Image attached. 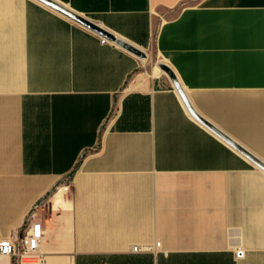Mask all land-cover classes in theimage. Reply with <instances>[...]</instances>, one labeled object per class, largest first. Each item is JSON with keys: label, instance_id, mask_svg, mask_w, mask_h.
Returning <instances> with one entry per match:
<instances>
[{"label": "crops", "instance_id": "1", "mask_svg": "<svg viewBox=\"0 0 264 264\" xmlns=\"http://www.w3.org/2000/svg\"><path fill=\"white\" fill-rule=\"evenodd\" d=\"M54 1L144 55L0 0V264H264V0Z\"/></svg>", "mask_w": 264, "mask_h": 264}, {"label": "built area", "instance_id": "2", "mask_svg": "<svg viewBox=\"0 0 264 264\" xmlns=\"http://www.w3.org/2000/svg\"><path fill=\"white\" fill-rule=\"evenodd\" d=\"M103 42H107L108 39L103 37ZM47 199L43 198L37 201L30 210L27 216L26 222L22 227V234L18 240L12 237L0 238V257L2 256H16L24 254H39L42 241L44 239L43 220L39 215L40 209L46 207ZM160 242H156L155 247H159ZM143 249H152L151 246L139 247L134 246L133 250L138 252ZM244 255L243 250L236 252L237 257Z\"/></svg>", "mask_w": 264, "mask_h": 264}, {"label": "water", "instance_id": "3", "mask_svg": "<svg viewBox=\"0 0 264 264\" xmlns=\"http://www.w3.org/2000/svg\"><path fill=\"white\" fill-rule=\"evenodd\" d=\"M42 2L46 3L47 5L55 8L56 10H58L59 12L65 14L66 16H68L69 18L73 19L74 21L80 23L81 25L87 27L88 29L100 34L102 37H105L107 39H110L112 41H116L119 45L125 47L126 49L138 54V55H144V53L137 48L136 46L130 44L129 42L118 38L115 34L109 32L108 30L104 29L102 26H100L98 23L90 20L89 18L80 15L76 12H74L73 10L59 4L58 2L54 1V0H41ZM162 68L167 70L171 77L173 78L175 84L178 86V88L180 89V86L178 84V81L176 79V77L174 76L172 70L166 66V65H162ZM181 91V89H180ZM182 92V91H181ZM264 167V166H263Z\"/></svg>", "mask_w": 264, "mask_h": 264}]
</instances>
